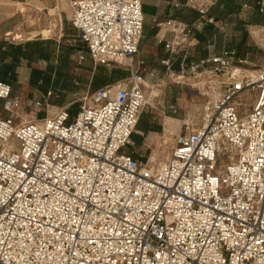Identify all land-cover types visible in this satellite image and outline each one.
<instances>
[{"label":"built area","instance_id":"built-area-1","mask_svg":"<svg viewBox=\"0 0 264 264\" xmlns=\"http://www.w3.org/2000/svg\"><path fill=\"white\" fill-rule=\"evenodd\" d=\"M70 2L91 60L129 74L81 95L75 114L29 119L0 80V264H264V65L239 75L245 59L229 51L186 54L178 75L228 80L152 166L126 150L148 103L142 0ZM214 2L190 1L203 15Z\"/></svg>","mask_w":264,"mask_h":264},{"label":"crops","instance_id":"crops-1","mask_svg":"<svg viewBox=\"0 0 264 264\" xmlns=\"http://www.w3.org/2000/svg\"><path fill=\"white\" fill-rule=\"evenodd\" d=\"M70 1L8 0V15H5L6 8L0 7V42H4L3 48L7 49L8 44H23L24 57L18 65H13L3 73L2 81L12 85L14 94H17L16 85L20 83L31 85V89L37 94H44L63 85L73 87L74 84H81L80 81L83 85L89 82V77L84 74L89 55L78 31L71 25ZM190 1L142 0L145 25L137 58L146 82L164 81L169 75L177 74L179 63L186 53L189 54V61H198L224 51H236L238 48L247 53L253 50L248 39V27L264 25V14L258 11L264 0H238L240 7L234 12H229L228 7L222 3L226 0H221L212 5L204 15L191 5ZM250 3L254 6L251 7ZM19 4L25 6V11H21ZM254 17H262L263 20L257 22ZM209 18L213 20L210 21ZM47 28H51L53 32L56 29L60 37L66 33L75 43L62 44L60 39H57L59 43H56L54 49L51 48L53 41L42 34ZM10 35L22 39L17 40ZM78 42L83 43L86 51L79 49ZM169 43L171 45H168ZM36 44H39L41 54L32 52ZM81 53L85 54L86 58L79 61L78 56ZM75 59L82 64V75L74 74ZM167 59L171 61V69L165 63ZM10 62L11 57L5 58L4 61L0 58V68L4 63ZM177 94L179 93L176 92ZM173 97L176 99L177 96ZM150 113L156 114V117L152 118L154 127L148 131L139 128V135L134 134L132 144L126 147V150L136 157H145V152L137 147L143 143L145 134L158 131L160 127L156 123L159 113Z\"/></svg>","mask_w":264,"mask_h":264},{"label":"rangeland","instance_id":"rangeland-1","mask_svg":"<svg viewBox=\"0 0 264 264\" xmlns=\"http://www.w3.org/2000/svg\"><path fill=\"white\" fill-rule=\"evenodd\" d=\"M7 1L8 0H0V7L6 8L5 15L10 13V11L7 9ZM249 5L251 7L254 6L252 3ZM261 5L264 6V2ZM247 16L248 14L246 17ZM254 28L258 29L260 34L259 37L252 34V30ZM54 31L55 32H52L51 36H49V39L53 41L51 43V48L54 49L56 43H59L57 39H60V43L62 44L67 43L70 45V43H75L72 41L71 36H67L66 33L60 37V33L56 32V29ZM238 33H242V31H238ZM248 33H250L248 39L253 47V50H249L247 56L243 58L245 59L244 63L236 62V66H242L250 70H256L264 65V25L257 24L248 27ZM12 36L13 35H11V37ZM23 37H25L24 34ZM15 39L19 40L22 38ZM78 43L79 49H84V51H86L83 43ZM74 62V74L76 76L82 75V64L76 59ZM84 67V74L85 77H89V82L83 85L80 81L81 84H74L73 87L71 85H63L60 88L56 87L52 90H48L49 94L48 92L45 93L47 98L45 100V104L41 107L37 114L35 113L36 107L33 101L35 96H41L42 94L35 93L34 90L31 89V85H25L22 83L16 85L17 94H20L25 102L28 103V105L25 103L22 108H20L19 115L24 119L34 118L36 116L40 117L43 116L47 111L50 112V109H53L55 113L59 107L67 105L72 101H78L77 99L81 95L89 90L92 91L94 89V81L96 77L101 76V73L104 71L103 69H100V67L110 68L113 67V65H106L101 62L96 64L87 56ZM117 68L123 69V67L119 65ZM202 74L203 75L197 77L194 81H189L186 78L177 80L176 76H178V74H171L169 75L170 77L165 78L164 81L160 80L156 82H148L150 87L147 88L148 103L145 106V113L148 114L150 111L158 112L159 114H157L156 123H158L160 127L158 131H152L145 134L143 143L140 146H138L136 143L135 145H137L140 151L145 152L144 158L149 159L151 164L154 162L155 165L158 166L167 160L169 153L174 146L175 137L178 133L189 131L201 124L205 110V103L217 97L222 92V86L218 82L220 80H228L227 76H216L212 73ZM185 75L186 77L195 76L191 72H187ZM66 86H68L67 89L65 88ZM150 90H156V93H150ZM176 92L179 94L176 95ZM173 96H177L176 99H173ZM252 96V94H248L243 97V99L247 102L246 105L249 104L250 98ZM41 99L43 100V98ZM77 107L78 106L75 108ZM167 116L174 118L172 119L173 121L169 120L171 124L169 131L165 129V120ZM139 131L140 129L136 127L135 135H139ZM151 158L153 161H151Z\"/></svg>","mask_w":264,"mask_h":264},{"label":"trees","instance_id":"trees-1","mask_svg":"<svg viewBox=\"0 0 264 264\" xmlns=\"http://www.w3.org/2000/svg\"><path fill=\"white\" fill-rule=\"evenodd\" d=\"M221 0H215L213 5H216L217 3H219ZM222 3H224L225 6L228 7L229 12H234L236 11L240 5L238 3V0H226V1H222ZM259 13L264 14V6H259L258 9ZM200 12V11H199ZM209 12V10H208ZM202 14V13H201ZM263 18L262 17H254V21L260 22L262 21ZM239 29H240V25H238ZM36 48L34 51H32L35 54H41L40 53V47L39 44H36ZM4 42H0V58L1 60L4 61L5 58L11 57V62L10 63H4L2 65V67L0 68V80H4V75L3 73L6 72L10 67H12L13 65H18L19 62L21 61V58L24 57V53H23V44H8V48L4 49ZM231 52L235 58H244L247 56V52L245 51H241V48L237 49L236 51H229ZM186 62L190 63V59H189V54L186 53ZM185 54V55H186ZM185 55L183 56V58L185 57ZM183 60V59H182ZM181 60V61H182ZM180 61V63H181ZM180 63H179V67L177 69L180 70ZM100 69H103L104 71L101 73V76H97L95 81H94V89L104 86L108 83H114L116 81H119L125 77L128 76L129 71L127 69H120L117 68V65H114L113 67L110 68H106V67H100ZM93 89V90H94ZM76 106H78L77 108H75ZM80 106V103L78 101H73L71 102V104L69 105V110L72 114H75L76 111L78 110ZM156 117V114L154 113H145V109L142 112L140 119L138 121L137 127L144 130V131H148L150 129H152L154 127V123L152 121V118ZM135 133L132 134V138L134 136Z\"/></svg>","mask_w":264,"mask_h":264},{"label":"bare ground","instance_id":"bare-ground-1","mask_svg":"<svg viewBox=\"0 0 264 264\" xmlns=\"http://www.w3.org/2000/svg\"><path fill=\"white\" fill-rule=\"evenodd\" d=\"M19 6H20V9H21V11H25V6L24 5H22V4H19ZM34 21V20H33ZM55 25V24H54ZM52 32H53V30L51 29V28H47V29H45L44 31H43V35L45 36V37H49V36H51V34H52ZM252 34L254 35V36H257V37H259L260 36V34H259V31H258V29L257 28H254L253 30H252ZM235 73L236 74H239V75H242V74H255L256 73V70H250V69H248V68H245V67H242V66H237L236 67V70H235ZM203 75V74H202ZM201 76V75H200ZM197 77H199V76H197ZM196 76H194V77H186V76H182V75H178V76H176V79L177 80H181V79H183V78H186L187 80H189V81H194L196 78H197ZM206 79V78H205ZM225 79H227V78H225ZM208 80V79H207ZM221 80L218 82V83H220L221 84ZM189 83V82H188ZM147 86L148 87H150V85H149V83L147 82ZM150 93H156V90H150ZM50 114L51 115H53L54 114V111H53V109H50ZM172 119H174V118H172V117H167L166 118V120H165V122H166V130H168L169 131V129L171 128V124H170V121L169 120H172ZM173 121V120H172ZM152 134V133H151ZM164 134V133H163ZM163 149V148H162ZM164 150V149H163ZM151 161H153V159L151 158ZM152 166H156L155 165V163L154 162H152Z\"/></svg>","mask_w":264,"mask_h":264}]
</instances>
